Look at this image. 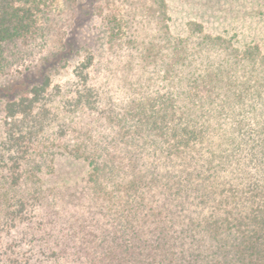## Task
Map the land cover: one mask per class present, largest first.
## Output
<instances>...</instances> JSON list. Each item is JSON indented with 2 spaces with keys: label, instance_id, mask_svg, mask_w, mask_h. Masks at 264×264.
I'll return each instance as SVG.
<instances>
[{
  "label": "trees",
  "instance_id": "1",
  "mask_svg": "<svg viewBox=\"0 0 264 264\" xmlns=\"http://www.w3.org/2000/svg\"><path fill=\"white\" fill-rule=\"evenodd\" d=\"M148 1L100 12L95 59L73 0H0V70L44 62L4 109L0 264H264V54L192 20L174 34ZM62 155L85 164L79 187L45 184ZM42 205L57 221L16 230Z\"/></svg>",
  "mask_w": 264,
  "mask_h": 264
},
{
  "label": "rangeland",
  "instance_id": "2",
  "mask_svg": "<svg viewBox=\"0 0 264 264\" xmlns=\"http://www.w3.org/2000/svg\"><path fill=\"white\" fill-rule=\"evenodd\" d=\"M42 1V8L49 9L50 7L59 6V0ZM105 1L110 0H73V4L76 5L79 21L77 25L81 31H85L84 33L87 34V38L83 39V42L80 41V43L87 51L94 54V58L97 55L103 54L101 50L103 41L101 38L103 37L102 26H105L103 24L105 19L100 12L104 9H112L113 12H119L126 7L128 0H112L109 3ZM131 1L145 5L149 2L148 0ZM165 3L171 17L169 21L170 27L174 34H184L187 22L192 20L201 23L204 29L213 35L223 34L231 37L238 45L249 42L255 43L259 46L261 53L264 54V0H165ZM62 7L66 8L65 5H62ZM95 28H97L94 31L96 37H92V34L88 36L87 29L91 31ZM23 48L25 49L23 55L27 56L30 54L31 50L27 47ZM3 57H6L5 51L2 53V59ZM69 61L65 64V68L60 74H49L51 84L63 82L67 77L66 74L72 75L71 69L73 68L74 60ZM28 63L30 64V62H26V65ZM43 63V61H40V63L31 64L29 68L26 66L23 69H21L22 67H18L7 72L3 69L0 70V129L2 127V120L5 118L4 109H6L7 105L19 102L24 96V85L29 83L33 77L35 79H42L43 81L44 74L41 73L44 68ZM89 69L91 70L92 68L89 67ZM94 77L95 74L92 78ZM85 172L86 166L84 163L68 155H62L56 159L53 172L44 176L45 184L53 186L72 184L79 187L82 184L79 180ZM64 189L65 187L57 190L65 196ZM61 205L59 206L61 207ZM34 209H36V213H39V215L33 212ZM34 209L32 208L31 210L33 214H30V220L19 222L16 230H19L20 226L29 222L30 224H34V222L41 221L42 224L47 223L51 225L50 219L57 221L56 216L45 215L47 214L46 206L42 205ZM50 209H55L59 214L64 213L61 208H56V206H51ZM67 217V215H64L57 223H62L64 227L73 224L72 218ZM69 232H71L70 229H68ZM10 237L16 243V250H20L21 252L34 253L38 245L37 242L30 244V241L27 240L28 234L24 236L20 232L11 231ZM20 240H22V243Z\"/></svg>",
  "mask_w": 264,
  "mask_h": 264
}]
</instances>
